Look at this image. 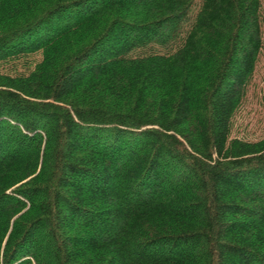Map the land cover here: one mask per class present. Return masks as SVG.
I'll return each instance as SVG.
<instances>
[{"label": "trees", "instance_id": "obj_1", "mask_svg": "<svg viewBox=\"0 0 264 264\" xmlns=\"http://www.w3.org/2000/svg\"><path fill=\"white\" fill-rule=\"evenodd\" d=\"M263 1L0 0V264H264Z\"/></svg>", "mask_w": 264, "mask_h": 264}, {"label": "rangeland", "instance_id": "obj_2", "mask_svg": "<svg viewBox=\"0 0 264 264\" xmlns=\"http://www.w3.org/2000/svg\"><path fill=\"white\" fill-rule=\"evenodd\" d=\"M261 18L264 42V1L261 6ZM231 137L249 142L264 138V46L245 97L233 118Z\"/></svg>", "mask_w": 264, "mask_h": 264}]
</instances>
